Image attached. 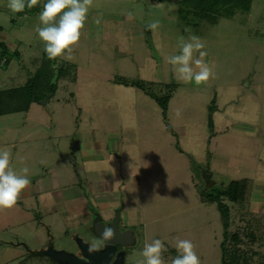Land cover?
I'll list each match as a JSON object with an SVG mask.
<instances>
[{
  "label": "rangeland",
  "instance_id": "374dc122",
  "mask_svg": "<svg viewBox=\"0 0 264 264\" xmlns=\"http://www.w3.org/2000/svg\"><path fill=\"white\" fill-rule=\"evenodd\" d=\"M46 2L13 12L0 0V89L22 85L46 54L35 31ZM180 3L93 0L72 58H56L75 65L74 80L58 79L47 100L0 115V150H10L18 174L29 168L33 191L0 211V264H60L43 251L78 254V241H100L87 220L113 213L135 240L123 264L143 259L153 239L167 248L164 264L178 255L177 239L193 242L201 264H221L219 211L199 196L231 180L245 182L246 201L237 208L223 199L228 232L252 250L249 264H264V0H250L247 11L213 6L204 17L196 1ZM192 35L215 65V77L200 85L181 82L166 62L179 54L180 37ZM88 169H102L101 190ZM62 185L67 208L51 200Z\"/></svg>",
  "mask_w": 264,
  "mask_h": 264
},
{
  "label": "clouds",
  "instance_id": "9594fccd",
  "mask_svg": "<svg viewBox=\"0 0 264 264\" xmlns=\"http://www.w3.org/2000/svg\"><path fill=\"white\" fill-rule=\"evenodd\" d=\"M38 3L39 0H8L7 6L13 12H23L26 7L31 9ZM92 5L93 0H47L43 5L39 13L40 25L35 31L44 43V52L49 60L57 57L72 58L70 53L81 38V30ZM157 27L158 22L147 25L153 31ZM204 47L198 36L192 35L187 41L180 37L179 54L166 57V62L172 66L181 82L200 85L215 77L214 62L210 64L205 61L207 52L203 51ZM66 52L69 55L65 56ZM196 53L199 55L196 56ZM10 161V150H0V211L14 208L22 192L31 184L29 168L23 167L18 174L10 167ZM113 235L111 228H105L102 239L94 241L89 246V252L99 251L102 243L111 240ZM174 247L178 255L172 259L171 264H201L191 240L177 239ZM166 251L162 240L153 239L151 243H145L141 253L143 259H138L136 264H164L163 253Z\"/></svg>",
  "mask_w": 264,
  "mask_h": 264
},
{
  "label": "trees",
  "instance_id": "16d2710c",
  "mask_svg": "<svg viewBox=\"0 0 264 264\" xmlns=\"http://www.w3.org/2000/svg\"><path fill=\"white\" fill-rule=\"evenodd\" d=\"M180 1L184 4L187 0ZM194 1H196L197 5L199 4V13L202 14L203 17L208 13L214 12L213 6L218 7L216 12L219 10L221 12V9H226L225 5L227 4H231L233 7L239 6L241 10L247 11L250 4V0ZM74 70L75 65L73 63L63 62L57 65L56 59L49 60L47 55L43 54L33 74L30 75L22 85L0 89V115L17 111H26L31 102L42 100L45 96H47V100L54 94L58 79L74 80ZM135 85L141 87L139 83H135ZM204 179H207L205 173ZM250 187L251 182L248 183V190ZM245 192L246 186L243 180H231L219 189L208 190L203 188L199 196L202 202L206 204L213 203L219 211L222 228V240L219 243L221 264H249V259L252 257V250L247 246L244 248L237 245L239 242H242V240L238 236L232 237V234L228 232L229 208L223 201V199L226 198L229 201L236 202L238 204L237 208H241L246 201V197L244 196ZM249 237H252L251 232L249 233Z\"/></svg>",
  "mask_w": 264,
  "mask_h": 264
},
{
  "label": "water",
  "instance_id": "95a60500",
  "mask_svg": "<svg viewBox=\"0 0 264 264\" xmlns=\"http://www.w3.org/2000/svg\"><path fill=\"white\" fill-rule=\"evenodd\" d=\"M208 176V174H205V177ZM116 222L117 215H115L114 219L106 226H104L102 222L94 221V223L92 224V229L94 234L99 239H102V233L104 232L105 228H111L114 235L111 240L104 241L105 245L103 248H100L99 251L95 252H89V246L85 242L78 241V248L84 258H79L75 254L66 252L64 250H52L51 247H48V249L43 251V253L60 264H108V261L112 256L115 244H128L132 241L129 232L125 230L120 231L117 228ZM112 264H123L121 253H118L116 255Z\"/></svg>",
  "mask_w": 264,
  "mask_h": 264
},
{
  "label": "crops",
  "instance_id": "0c3cea01",
  "mask_svg": "<svg viewBox=\"0 0 264 264\" xmlns=\"http://www.w3.org/2000/svg\"><path fill=\"white\" fill-rule=\"evenodd\" d=\"M27 134V133H26ZM32 134V133H31ZM32 136H33V134H32ZM33 138V137H32ZM85 143H87V145H88V142L87 141H85ZM94 149H97L96 148V146L94 147ZM81 152L83 153V154H85V153H93V152H96V155H93V156H99L100 155V150H93V149H89V148H84V147H82L81 148ZM68 160V159H67ZM87 176H88V181L91 183V184H94V185H99V187H98V190H101V187L103 186L102 185V180H101V176L103 175V172H102V169H88L87 171ZM106 173L108 174L109 172L106 170ZM93 174H94V176H93ZM106 174V175H107ZM35 178H37V177H35ZM42 180V178H40L39 179V181H41ZM73 183H74V180H72L71 181V183L69 184V185H73ZM104 184V183H103ZM57 185H58V183H57ZM53 186H54V188L56 187V183H53ZM68 187H66V188H63V185H62V189H61V191L59 192V198L57 199L56 197H55V195L53 194V192L51 193V200L52 201H54V202H58V201H62V202H64V204H65V206H64V208H67V207H69V206H67V203H68V199H69V197H68V194H67V190H63V189H67ZM51 189H53V188H51ZM97 190V191H98ZM31 192H33V191H30V190H27V189H25L23 192H22V196H28L29 194H31ZM44 193V190H42V191H38V193L37 194H42V193ZM96 192V191H95ZM100 192V191H99ZM61 194V195H60ZM94 197H96V202H97V204H98V207H99V209H102L101 211L102 212H105L106 210H108V208L106 207L107 205H108V201L104 198V197H98V195L96 194V193H94ZM45 202L46 203H49L50 202V200H49V198H47L46 200H45ZM48 207H51V206H48ZM43 211H44V209H43ZM72 211V210H71ZM46 212V211H45ZM73 212V211H72ZM87 221H89V225H90V220L88 219Z\"/></svg>",
  "mask_w": 264,
  "mask_h": 264
},
{
  "label": "flooded vegetation",
  "instance_id": "af4514ba",
  "mask_svg": "<svg viewBox=\"0 0 264 264\" xmlns=\"http://www.w3.org/2000/svg\"><path fill=\"white\" fill-rule=\"evenodd\" d=\"M204 172V170L202 171V173ZM204 174V173H203ZM95 216H93V218H91V220H90V228H91V231H92V233H93V235L98 239V240H101V239H99L95 234H94V232H93V229H92V224L94 223V221H99V222H102L103 224H104V226H106L109 222H111L113 219H114V217H115V215H114V213H113V215H111L110 217H108V220L107 221H104L103 220V217L101 216V215H98V214H94ZM96 219V220H95ZM116 224H117V228L120 230V231H122V230H125V231H127V232H129V234H130V236H131V242L130 243H128V244H115V246H114V250H113V253H112V256L110 257V259H109V261H108V264H112V262L114 261V259H115V257H116V255L118 254V253H121L122 254V263H123V258H124V249H125V247H128V246H130L131 244H134L135 243V240H134V237H133V234H132V232L131 231H129L126 227H120V224H119V222H118V220H117V222H116ZM104 245H105V242H103L102 243V245H101V248H103L104 247ZM78 254H76V256H78L79 258H84V256L82 255V253L80 252V250H79V248H78V252H77ZM44 254V253H43ZM54 261V260H53ZM54 262H56V261H54Z\"/></svg>",
  "mask_w": 264,
  "mask_h": 264
}]
</instances>
